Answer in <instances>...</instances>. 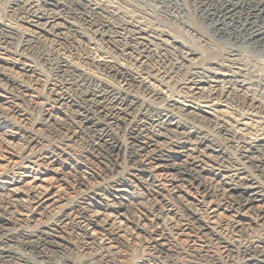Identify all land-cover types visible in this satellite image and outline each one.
<instances>
[{
  "label": "bare ground",
  "instance_id": "1",
  "mask_svg": "<svg viewBox=\"0 0 264 264\" xmlns=\"http://www.w3.org/2000/svg\"><path fill=\"white\" fill-rule=\"evenodd\" d=\"M122 18L0 0V264H264V74Z\"/></svg>",
  "mask_w": 264,
  "mask_h": 264
},
{
  "label": "rangeland",
  "instance_id": "2",
  "mask_svg": "<svg viewBox=\"0 0 264 264\" xmlns=\"http://www.w3.org/2000/svg\"><path fill=\"white\" fill-rule=\"evenodd\" d=\"M90 1L104 5L110 10L118 13L120 18L123 17L124 20L128 22H132L135 25L139 24L138 26L141 25L140 26L141 28H144L146 30L148 28H151L153 31L151 29L148 30L154 32L155 34H166L171 37H175L180 41L191 45L192 47L195 46L194 49L200 52V55L203 56L202 59L203 65H206V63L209 60L211 62L215 61L216 63L221 64L222 66H229V61L227 60V54L232 51L240 59L242 68L249 70V72H253L254 74L256 73L264 74V40H261V42L254 44L251 41L242 42L237 38L236 35L233 34L222 35V33L220 34L218 32H215L212 25L214 23V20L212 17H209V14L213 13V7H216L217 8L216 10H218L219 6L217 5L220 6L226 5L225 2L227 1L231 5L232 4L234 6L236 5V7L238 8L235 10L236 12L239 13L241 4L246 5V8L252 11L254 10V7L258 2H262L264 0H227V1L226 0H212V1L211 0H90ZM258 12L261 13V11H257V12L254 11L255 14H259ZM250 20L252 21L253 19L250 18ZM242 21H243V17L240 20H233V22L232 21L229 22V20H226L225 23H229L228 26L230 27L229 30L231 32L232 30L237 31V29H239L241 25L240 22L242 23ZM194 27H196V30ZM261 38L264 39V36H262ZM95 53L98 54L99 52H95ZM213 53H215V55H213ZM204 55H207L209 58H210L209 55H211V58L213 59H209L207 56ZM256 121L259 122L257 123ZM245 122L249 126L250 133L259 134L260 131L264 129V125H263L264 121L258 120L257 118L245 120ZM249 124H251V126ZM141 247L144 248V246ZM141 247L136 248L137 250L136 249L134 250L135 252H138L136 254H134L135 252H133L134 256L136 255L137 256L134 257L132 254L131 256L132 258L130 259V261L131 260L135 261L142 256V254L145 252V249ZM139 249L140 250L142 249V251H140Z\"/></svg>",
  "mask_w": 264,
  "mask_h": 264
}]
</instances>
